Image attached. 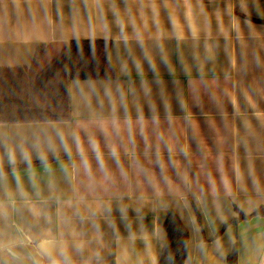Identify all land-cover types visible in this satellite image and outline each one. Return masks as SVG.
Wrapping results in <instances>:
<instances>
[{"label":"crops","instance_id":"1","mask_svg":"<svg viewBox=\"0 0 264 264\" xmlns=\"http://www.w3.org/2000/svg\"><path fill=\"white\" fill-rule=\"evenodd\" d=\"M75 39L116 75L0 122V264H158L169 210L183 264H264V0H0V67Z\"/></svg>","mask_w":264,"mask_h":264},{"label":"trees","instance_id":"2","mask_svg":"<svg viewBox=\"0 0 264 264\" xmlns=\"http://www.w3.org/2000/svg\"><path fill=\"white\" fill-rule=\"evenodd\" d=\"M110 45V39L71 40L46 65L40 66L47 50L42 45L36 49L30 66L0 67V122L69 119L70 79L116 75L109 60ZM15 168H0V174ZM263 212L264 207L256 210ZM163 227L167 241L158 264H183L188 229L174 210L167 212ZM228 260H235V249Z\"/></svg>","mask_w":264,"mask_h":264}]
</instances>
